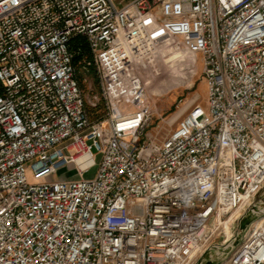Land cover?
I'll return each mask as SVG.
<instances>
[{"label": "built area", "instance_id": "1", "mask_svg": "<svg viewBox=\"0 0 264 264\" xmlns=\"http://www.w3.org/2000/svg\"><path fill=\"white\" fill-rule=\"evenodd\" d=\"M170 43L205 99L158 140L133 65ZM263 191L264 0H0V264H264Z\"/></svg>", "mask_w": 264, "mask_h": 264}, {"label": "rangeland", "instance_id": "2", "mask_svg": "<svg viewBox=\"0 0 264 264\" xmlns=\"http://www.w3.org/2000/svg\"><path fill=\"white\" fill-rule=\"evenodd\" d=\"M114 1L122 3L127 0ZM77 68L81 88L89 101L92 95L99 92L98 79L92 67L87 71L78 65ZM133 71L141 79L143 102L149 111L145 137L162 139L192 105L204 103L205 84L200 60L175 43L156 46L133 65ZM88 109L94 118L101 115L104 104L89 105ZM62 174L63 170L58 176H64Z\"/></svg>", "mask_w": 264, "mask_h": 264}, {"label": "bare ground", "instance_id": "3", "mask_svg": "<svg viewBox=\"0 0 264 264\" xmlns=\"http://www.w3.org/2000/svg\"><path fill=\"white\" fill-rule=\"evenodd\" d=\"M181 111H182V110H181ZM180 113H181V112H180ZM180 113H179V114H180Z\"/></svg>", "mask_w": 264, "mask_h": 264}]
</instances>
